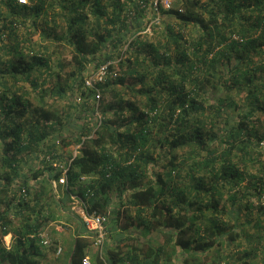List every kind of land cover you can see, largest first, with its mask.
Masks as SVG:
<instances>
[{
    "label": "trees",
    "instance_id": "16d2710c",
    "mask_svg": "<svg viewBox=\"0 0 264 264\" xmlns=\"http://www.w3.org/2000/svg\"><path fill=\"white\" fill-rule=\"evenodd\" d=\"M23 1L0 0L7 7L6 14L0 11V40L8 37L1 46L8 56L0 59V163L5 168L0 170V205L5 204L0 206V235L11 233L13 238L7 247L0 236V264L45 260L48 252L43 249L41 232L55 216L52 210L43 213L46 201L38 181H57L60 170L52 161L67 158L71 161L64 196L77 191L91 210L103 213L111 192L117 193L118 200L126 196L139 218L132 217L125 228L139 220L145 240L117 251L106 248L104 255L96 252L91 258L92 234L71 213L77 223L69 246L58 254L56 245H48L55 260H64L60 264H83L85 256L92 264H171L173 257L182 264H203V254L233 242L237 247L228 252L230 256L257 257L261 250L260 264H264L260 233L252 243L247 231L248 226L257 233L264 229L262 217H249L254 201L260 200L264 213V0H185L182 9L164 10L176 23H167L164 37L155 35L152 40L133 37L130 29L133 19L153 10L149 0L135 2V6L113 0L110 13L109 4L102 0ZM85 9L94 17L91 23H85ZM153 12L154 18L157 13ZM38 20L43 21L47 29L43 27V33L51 43L68 44L72 49L69 63L78 71L70 73L76 76L71 95L80 88L85 96L78 109L93 99L92 108L87 109L96 120L77 129L79 135L61 132L57 136L52 131L62 123L63 113L48 107L46 97L62 96L67 86H47V76L62 61H52L53 50L28 48L22 36L18 38L20 26L35 29ZM187 24L203 31L191 42L184 34ZM123 43L128 54L116 61L122 73L118 69L116 76L98 86L102 92L113 93L116 84L145 100L115 92L112 103H103L101 98L96 106L95 91L81 88L86 62L102 51L101 63L119 58ZM108 45L111 50H103ZM25 48L29 51L24 52ZM188 82L191 87L186 89ZM218 89L224 90L223 95L212 98L211 92ZM232 90L246 92L247 108L239 112ZM101 103L103 112H112L115 120L94 116V108L98 110ZM229 108L237 110L229 112ZM156 122L158 130L154 131ZM152 138L156 147H166L168 152L187 147L191 152L187 148L179 158L172 155L156 162L148 149ZM72 144L80 145L74 156L68 148ZM49 155L52 159L47 160ZM152 161L154 180L147 167ZM21 162L32 171L35 184L28 182ZM82 175L87 178L81 179ZM186 177L190 178L187 185ZM62 202L57 199L56 207L64 212ZM11 207L18 214L31 211L14 230L8 213ZM149 237L159 238L158 243ZM242 241H249V246L242 248ZM105 243L106 238L104 247Z\"/></svg>",
    "mask_w": 264,
    "mask_h": 264
},
{
    "label": "rangeland",
    "instance_id": "374dc122",
    "mask_svg": "<svg viewBox=\"0 0 264 264\" xmlns=\"http://www.w3.org/2000/svg\"><path fill=\"white\" fill-rule=\"evenodd\" d=\"M18 1L24 2L23 0H18ZM89 1L91 3L94 0H89ZM112 1L113 0H102L103 3L109 4V5H107L109 13L112 10L111 6H110V2H112ZM118 1L120 3L127 1L128 6H130V5L135 6V2H138V1L140 2L141 0H118ZM200 1L206 2L207 0H200ZM185 3H186L185 0H172V5L170 8H181L182 9ZM148 9H150V8H148ZM165 9L166 8H163V7H160L158 9L157 14H159V19L157 18L158 16L156 13H155L156 18L155 17L153 18L154 12L151 9H150L151 11L145 12L144 15L133 19V22L130 25L131 32H135L133 37L138 36L141 39H145V40L155 39L156 38L155 35L161 36L160 38L164 37V35L162 33H163V30L166 28V24L171 23V22L176 23V20L172 16L164 13ZM0 11L3 12V14H6L7 7H5L3 4L0 3ZM84 12L88 16L87 21L85 23L87 24L88 21H90V23H91L94 20V17L92 15H90V13L88 11L86 12V9L84 10ZM43 20H44V22H46L45 19H43ZM38 21L39 22L36 23V26H33L35 29L32 28V25L20 26V28L17 29L18 38H20L22 36L23 41L25 43V46L28 48L30 45L34 48L39 49V50L47 49L48 52H49V50H53L54 52H53L52 61H54V62L62 61V63H59L61 68H59L60 66L58 64L53 66L54 74L51 77H48L46 75L48 78V82L46 84L47 86H52L53 88H56L58 84L63 85V86L64 85L67 86V87L64 86L65 87V93L62 96L52 94V95H49L48 97H46V104L48 107L56 109L58 112L60 111L63 113V120H62V123L60 124L62 126L56 124L53 126L52 131L57 136H58V134L60 135L61 132H62L61 135H64V134L68 135V134H72V133L76 134V132H78V135H79V132L81 130H77V129H82L83 124L91 126L92 122H94L96 120L95 119L96 117L94 118L95 120L93 118H91V111H90V109H87V107L92 108L91 106H93V99L90 98L89 102L86 103V106H82L81 110L78 109V106H76V105L79 104V106H80L83 101L77 102L76 97H75L76 91L77 90L80 91L79 90L80 88H78L75 91V93H73V95H71V84H72V82H74V80L76 78L75 75H77V71H78L77 69H74L73 64L69 63V62H71L72 49L70 48V46L68 44L65 47H62V45L58 46V45H54L53 43H51L50 39L45 34L47 29L44 27L45 25L41 23L43 21H41V20H38ZM59 23H60V25H62V21H59ZM104 25L107 27H110L109 24H104ZM185 26H186V28L184 29V34L187 37H189V40H188L189 42H191L192 38L198 36L199 34H201L203 32L198 27H194L191 24H187ZM43 27L45 28L44 33H43V29H42ZM35 30H36V32H34ZM4 34L9 35L10 39L13 38V35L10 33H4ZM127 34H128V31L126 32L125 35H127ZM131 35H130V37H131ZM120 36H122V35H120ZM133 37H131V38H133ZM7 39H8V37H5L3 42H6ZM3 42L0 40V59H4V58H6V56H8L7 53L4 54V51L1 49ZM42 45H43V47H41ZM110 45L106 46L103 50L110 51L111 50ZM119 47L120 48L118 50H120V53L122 52V56H120L119 58H116V59L115 58L110 59V60L115 61V66L117 68H118V65H117L116 61L118 62V60L119 59L121 60V58L125 59L127 54H128L127 51H125L127 49V43H123L122 46H119ZM28 48H25L24 52H28L29 51ZM190 48H191V46H190ZM102 54H103V51L97 53L94 57H92L91 59H89L86 62L85 68L83 70L84 76L89 74L90 72H94L98 68V66L100 64H102L100 62ZM118 69H119V72L122 73L120 66ZM73 70L75 72V75L70 76V73ZM26 86L28 89H30L28 83H26ZM136 87L138 88L139 85L137 84ZM190 87H191V83H189V82L186 83V89H188ZM112 90H113V93H111L109 91L108 92H102L101 91V98H102V100H104V101H102L103 103L104 102L105 103L106 102L112 103L114 100H116V98H114L115 92L116 93L118 92L119 95H120V92H121V94L124 92H129L130 94H132V95H129L130 98H133V96H134L136 99H138L142 102L145 100L144 96H142L139 93H132L126 87H121V86L114 84ZM220 92H224V90L218 89L215 91V93L211 92L212 98H214L215 96H218L219 94L223 95ZM230 93H232V98L237 100L239 112H240V110L247 108V106L245 105L246 99H244V96L246 94L245 91L237 92L236 90H232ZM127 96L128 95H125V97H127ZM84 98H85V96H83V100H84ZM103 103L100 104V107L98 108V113L96 112L95 108L93 107L94 111H95L94 116L95 115L98 116V114H101V116L106 115V116L113 118L115 120L116 116L112 115L113 114L112 112H107L106 114L103 112V106H102ZM84 108H86L87 111H83ZM236 110L229 108L227 111L236 112ZM159 119L160 120H158L157 122L161 121V118H159ZM157 122L154 126H152V130H154V131L158 130ZM217 124H216V126H217ZM155 134L159 135L160 133L157 132ZM53 137H55V136H53ZM152 139H153V141H151L148 144V149L150 151H153L152 156L155 158V161L156 160L161 161V163H162L163 161H166L168 156H172V155L178 156V158H179V156H181L187 152V148H188L189 152H191L190 147H187L186 149L185 148H178L174 151L168 152L166 147H164V148L156 147L154 145V143H156V140H155V138H152ZM77 145L78 144H72L68 148L71 149V151L73 152V149L75 147H77ZM77 151H79V148H77ZM21 164L24 168V171H27L26 176L28 178V182L31 185L35 184L37 182V180H33L32 171L28 170V167L26 166V164L24 162H21ZM147 167H148V170L150 171V174H151V175H149V177L154 180L156 178L154 173H152V169L156 168V167H154V162L153 161L149 162ZM4 169L5 168L3 166H1V163H0V170H4ZM44 177H45V175H44ZM177 181H178V183H180L178 179H177ZM185 181H186V185H187L190 182V178L186 177ZM38 184L40 186L39 188H41L43 190V193H42L43 196L41 198H42V200L46 201V205H45V208L43 209L44 210L43 213L45 212V214H49V211L52 210V214H54V216H55L53 220H51L48 224L43 226L42 232H43V234H45L49 238V244H52V245L54 244L57 247L61 248L60 252L58 253V254H61L69 246L70 242L72 241V239L74 237L73 235L75 233L74 229L76 227L77 222H76V219L71 215V213L74 214V211L71 209L72 201L70 200L69 197L64 196V186L63 185H61L57 182L54 183V182L49 181V180H41L40 183L38 181ZM110 197H111L110 198L111 199L110 204L108 205V208L106 211V213L108 214V218H109L108 223H111V222L128 223L130 221V219L132 218V216L135 215L134 214L135 207L128 204L127 200L125 199V198H127L126 196H124L125 198H123L122 200H118L117 193H115L114 191L111 192ZM61 198L63 199L62 206H64V212H63V210H61V208L58 209V207H56V205H57L56 200L61 199ZM262 200H264V195H263ZM254 202H255V204L249 213V217L253 219L255 217L260 216V217H262V219L264 221L263 210L261 207H259L260 206L259 205L260 200L254 201ZM89 205H90V203H89ZM0 206L5 207V204H1ZM10 209L11 210H9L8 213H9V216L12 218V225H11L12 227L11 228L14 230V229L18 228L19 225L21 226L23 224L24 218L22 216L24 214H26L27 212L29 213L31 211L29 209L28 210L25 209L23 212L18 214L15 208L11 207ZM93 210H96V208H93ZM247 228H248L247 231L251 232V234L253 236L252 237V243H254V241H255L254 237H257V235L259 233H260L261 239H262L261 243H264V229H263V231H260L257 233V231L254 227L248 226ZM107 233H108V230H107ZM0 236L2 238L3 244L8 247L13 240L11 233H7L3 236L2 235H0ZM89 240H90V246H89V251H88L89 257L92 258L91 255L95 254L96 252L104 255V253L106 252L105 250L107 248L106 245L103 248V251L100 252L99 248H97L95 245H93V236L92 235L89 237ZM136 241L137 240H132L127 245L140 243V242H136ZM158 241H159V238L153 239V242L155 244L158 243ZM235 244H236L235 242L230 243V244L228 243L226 245L220 246V249L212 248L210 252H206L204 254V256L202 257L203 259L200 258V261L203 264H207V263L208 264H218L219 262H220V264H260L261 258L263 256L261 253V250L258 252L257 257H251V256L249 257L248 255L242 257L241 254L238 256H237V254L230 256L228 254V252H231V251L233 252V250L236 249L237 244L236 245ZM242 245H243L242 248L248 247L249 241H242ZM43 246H44L43 249L47 250L45 252H48V253L46 254L45 260L39 261L38 262L39 264H60V263H63L64 260H62V259L59 261L55 260V257L53 256L52 253H50V250L48 249V245H43ZM238 249H241V247L239 246ZM219 250H220V252H218ZM56 254H57V252H56ZM91 258H89V259H90L91 264H92Z\"/></svg>",
    "mask_w": 264,
    "mask_h": 264
},
{
    "label": "built area",
    "instance_id": "2783aa9c",
    "mask_svg": "<svg viewBox=\"0 0 264 264\" xmlns=\"http://www.w3.org/2000/svg\"><path fill=\"white\" fill-rule=\"evenodd\" d=\"M149 4L155 11V13H158L159 7H163L166 9L170 8L172 5V0H149ZM142 5L144 6L145 4ZM117 71L118 68L115 66V61L107 60L100 64L94 72H90L89 74L84 76L82 89H93L95 91L94 99L96 101V106L101 99V90L98 85L105 82V79H107L108 77L116 76ZM75 97L77 102L83 101V95L78 90L75 93ZM96 112L98 113L97 109ZM98 116L100 115L98 114ZM79 146L80 145L78 144L77 147L73 149V156L77 154V148H79ZM46 158L47 160L52 159L50 155L46 156ZM70 161L71 158H67L65 161H52V165L54 166V168L60 170L57 181H54V183L57 182L63 186L67 185V171L70 165ZM84 178H87V176L82 175L81 179ZM21 191H23V193L25 192L24 189H22ZM69 198L72 201L71 209L76 215L80 217L87 230L92 234L93 245L99 248L100 252H102L108 230V214L106 212L103 213L97 210H91L88 200H86L84 196L78 194L77 191L71 192ZM41 236L44 237L42 243L45 245H49V238L45 234H43V232H41ZM60 250L61 248L57 247V252H60ZM82 263L91 264V261L88 256H85L82 260Z\"/></svg>",
    "mask_w": 264,
    "mask_h": 264
},
{
    "label": "crops",
    "instance_id": "0c3cea01",
    "mask_svg": "<svg viewBox=\"0 0 264 264\" xmlns=\"http://www.w3.org/2000/svg\"><path fill=\"white\" fill-rule=\"evenodd\" d=\"M134 214L135 215L132 216L134 219L136 217L139 218L136 215L135 210H134ZM138 223L139 220L138 222L134 221V224L129 223V226L127 228H125V223H119V222L108 223V233L105 243L106 247L109 248L110 251H117L121 246L127 245L132 240H137L136 242H140V243L143 242L145 240V231L143 229V226L141 224L138 225ZM149 238L153 242L154 237H149ZM140 243H138L137 245H140ZM176 252L177 254L175 256L178 255L179 252L178 248H176ZM172 259L173 262L171 264H182L180 259H175L174 257Z\"/></svg>",
    "mask_w": 264,
    "mask_h": 264
}]
</instances>
